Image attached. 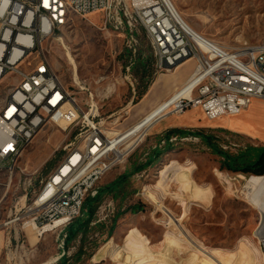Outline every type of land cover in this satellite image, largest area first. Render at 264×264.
<instances>
[{"label":"rangeland","instance_id":"obj_1","mask_svg":"<svg viewBox=\"0 0 264 264\" xmlns=\"http://www.w3.org/2000/svg\"><path fill=\"white\" fill-rule=\"evenodd\" d=\"M171 1L188 24L219 45L232 48L245 42L264 43V0ZM71 17L73 23L68 19L64 29L44 44L46 56L85 111L97 105L98 119L107 130L127 129L133 125L129 118L134 106L153 82L163 74L174 75V71H156L143 31L131 60L125 35L105 30L102 13L87 17L97 27L85 18ZM68 53L76 61L77 72ZM74 73L83 90L75 85ZM12 80L17 82L16 77ZM8 95L5 80L0 83V111ZM242 119L264 128V104L255 106ZM151 128L142 135L145 139L133 156L103 178L101 189L111 179L126 177L125 192L103 195L83 254L71 258L69 264H262L253 238L259 208L244 193L246 180L252 175L223 171L221 157L212 150L237 155V145L246 146L245 140L219 135L209 144L184 138L187 140L175 145L176 159L144 167L150 155L146 153L155 143ZM73 142L79 144L60 129L48 127L18 159L24 173L17 170L10 180L8 170L0 171V264H58L64 254L73 257L78 252V239L62 248L65 233L59 229L38 237L32 228L25 230L24 221L14 222L17 215L27 216L25 212L43 183L65 157L66 145ZM11 165L7 162L5 167ZM136 167L139 170L135 171Z\"/></svg>","mask_w":264,"mask_h":264},{"label":"built area","instance_id":"obj_2","mask_svg":"<svg viewBox=\"0 0 264 264\" xmlns=\"http://www.w3.org/2000/svg\"><path fill=\"white\" fill-rule=\"evenodd\" d=\"M68 4L78 5L86 21L88 15L102 13L105 30L125 35L131 60L143 31L157 72H171L188 59L196 61L193 75L178 91L189 89V95L169 105L158 120L195 107L207 119L216 120L240 115L254 100H264V43L245 42L231 48L202 35L195 37L169 0H0V83L6 80L9 88L0 115V171L8 170L10 180L17 170L24 173L18 159L48 127L79 141L66 145L65 157L43 183L27 216L17 215L14 221H24V227L27 219L32 220L38 237L44 235L38 230L46 225L66 233L87 212V200L98 196L103 178L126 163L146 136L129 132L131 126L107 130L98 119L97 105L85 111L60 80L44 44L64 29V19L73 23ZM130 69L131 64L126 70ZM176 141L177 137L165 138L160 146ZM7 162L12 165L5 167ZM253 238L264 264V212L260 210Z\"/></svg>","mask_w":264,"mask_h":264},{"label":"crops","instance_id":"obj_3","mask_svg":"<svg viewBox=\"0 0 264 264\" xmlns=\"http://www.w3.org/2000/svg\"><path fill=\"white\" fill-rule=\"evenodd\" d=\"M188 64H192V66L189 69L185 70V67ZM195 69H196V61L191 59L189 62L187 61L184 62L177 69L178 71L176 70L174 72V75L163 74L162 76H160V78L154 81L147 94L142 98V100L137 105L134 106V111L131 114V117L129 118L133 122V125L141 121L144 117L146 118L149 114H151L164 102L168 101L173 95H175L182 87H184V85L193 75ZM258 104H264V100L262 99L254 100L252 104L247 109H245L240 115L223 116L216 120L207 119L204 111L200 107L191 108L186 112H184L183 114H171L161 118L150 129V134H151L150 136H152V138H155V143L153 144L152 149L146 153V154L150 153V155L144 167H147L149 165L156 167L158 163L164 164L167 161V158L176 159L177 157H175V155L177 152L175 145L178 144V142L181 141V139L184 138L190 139L192 137L198 140H205L206 142L208 137H210L211 139H215L218 138L219 135L225 136L226 139H228V136L240 137L241 139L245 140L246 146L243 147L241 145H237L240 148L237 155H229L225 152L224 153L229 156H241L246 158L247 156H249V152H250L248 150L249 147L252 146L264 147V139H262L259 135L253 134L254 132L264 130V128H258L255 124L251 122H246L242 119L243 116L250 115L251 112L253 111V108ZM171 130H182L189 133L190 132L198 133L199 136L196 137L195 136L196 134L194 135L189 134L186 136L169 135L170 137L172 136L177 137L178 138V141H176L177 143L168 142L165 146H160L161 141L163 139L170 138L169 136L167 137V135ZM155 152L160 153L159 158L156 160L153 158ZM133 154L128 158V160L133 156ZM146 154H144V156ZM221 159L222 162L220 165L223 171H226L227 173H231V174H237L226 170L224 165L225 158L221 157ZM139 160L141 161L143 160V158L140 157ZM134 170L135 171L139 170V168L136 167V169ZM115 181L116 178L111 179L109 184L106 185L105 187L111 185ZM126 181L127 180L125 179V182ZM125 182L120 184V189L117 192L116 196H118L120 193L122 195V193L125 192L123 191L125 190L127 185ZM147 188L149 187L146 186L145 191H147ZM0 257H1V249H0Z\"/></svg>","mask_w":264,"mask_h":264},{"label":"trees","instance_id":"obj_4","mask_svg":"<svg viewBox=\"0 0 264 264\" xmlns=\"http://www.w3.org/2000/svg\"><path fill=\"white\" fill-rule=\"evenodd\" d=\"M142 67L145 68L143 63H141ZM194 135L199 136L198 133L193 132H185L182 130H171L167 137L170 135ZM169 136V137H170ZM207 142L212 144V139L210 137L207 138ZM216 154L225 158V169L237 174L243 175H253V176H264V147H249L248 150L249 156L241 157V156H229L222 152L221 150L212 149ZM160 153L155 152L154 159H158ZM125 178L121 177L113 182L111 185L100 190L98 196L94 199H89L86 202V210L82 217L77 218L67 229H66V237L64 239L65 247L68 248L70 244L79 240L81 242V246L74 254L73 257H69L67 254H64L58 261V264H69L71 258H79L83 254L84 242L86 240L87 235L92 229V223L96 220V211H97V203L101 200L105 193L117 194L120 189V184L125 182ZM80 238V239H79Z\"/></svg>","mask_w":264,"mask_h":264},{"label":"bare ground","instance_id":"obj_5","mask_svg":"<svg viewBox=\"0 0 264 264\" xmlns=\"http://www.w3.org/2000/svg\"><path fill=\"white\" fill-rule=\"evenodd\" d=\"M169 2L172 5V8L174 9V11L177 13V15L180 17V19L184 23V25L190 31V33H192L195 37L200 36L201 34H199L190 24H188L183 19V17L179 14V12L175 8V6L172 3V1L169 0ZM68 13H69V15H76V16L85 18V12L82 11L81 8L78 5H75V4H68ZM67 22H68V19H64V26L66 25ZM58 39L59 40H62L61 37L58 38ZM68 58L71 61V63L74 65V68H75V71H76V69H77V65L75 63L76 61H74V59H73V57L71 56L70 53H68ZM188 60H191V59H188ZM181 65H179L173 71L175 72ZM74 74H75V80L74 79L73 80L75 82V85L76 86H79V88L83 90L84 87L81 86V83L82 82H80V79L78 77V74L77 73H74ZM189 92H190L189 89L185 90L182 93L177 92L168 101L164 102L161 106H159L156 110H154L151 114H149L141 122L137 123L135 126L133 125L134 127L131 126V128L129 129V132H131L132 134L140 133L141 134V137H142V135L149 128H151L156 123V121L160 117H162V115H164L163 112L165 111V109L169 105H171L172 103H175L182 96H188L189 95ZM4 110H5V107L0 111V115H2V113H3ZM253 134L254 135H259L262 139H264V130H260L258 132H254ZM244 190H245L244 193L247 194L249 201L254 206H256L257 208H259L260 211L264 212V176H253V175L252 176H249L247 178V180H246V183H245V186H244ZM24 227H25V230H28V229L32 228L37 233L36 225L34 224V222L32 220L27 221L25 223V226ZM48 231H53V227L51 225H46L43 228H40L38 230V232H41L43 234H45ZM28 237H29V241H30L31 240V237L29 235H28ZM262 261H263V258L261 257V263H262ZM48 263H51V262H47V263H44V264H48Z\"/></svg>","mask_w":264,"mask_h":264}]
</instances>
